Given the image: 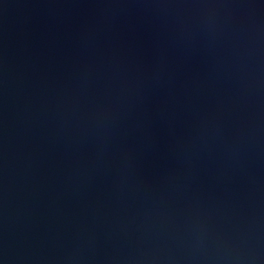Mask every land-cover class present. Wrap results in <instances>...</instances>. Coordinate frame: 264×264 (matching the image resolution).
<instances>
[{
    "label": "water",
    "instance_id": "obj_1",
    "mask_svg": "<svg viewBox=\"0 0 264 264\" xmlns=\"http://www.w3.org/2000/svg\"><path fill=\"white\" fill-rule=\"evenodd\" d=\"M0 264H264V0H0Z\"/></svg>",
    "mask_w": 264,
    "mask_h": 264
}]
</instances>
